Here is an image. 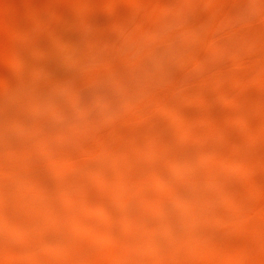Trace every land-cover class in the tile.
I'll return each mask as SVG.
<instances>
[{
    "label": "rangeland",
    "instance_id": "obj_1",
    "mask_svg": "<svg viewBox=\"0 0 264 264\" xmlns=\"http://www.w3.org/2000/svg\"><path fill=\"white\" fill-rule=\"evenodd\" d=\"M0 264H264V0H0Z\"/></svg>",
    "mask_w": 264,
    "mask_h": 264
}]
</instances>
